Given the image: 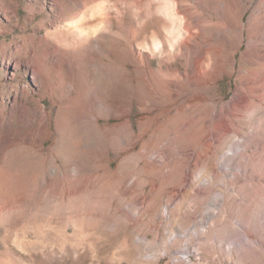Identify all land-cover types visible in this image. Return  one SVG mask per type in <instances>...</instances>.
<instances>
[{
    "label": "rangeland",
    "instance_id": "374dc122",
    "mask_svg": "<svg viewBox=\"0 0 264 264\" xmlns=\"http://www.w3.org/2000/svg\"><path fill=\"white\" fill-rule=\"evenodd\" d=\"M57 12L51 0H0V264H264V0H90ZM145 74L160 90L176 74L205 80L172 104L153 101ZM244 78L238 99L248 102L218 121L217 162L231 160L218 166L217 191L203 196L194 179L174 197L181 163L150 171L141 148H175L179 122L211 103L222 114ZM94 96L105 112L97 126ZM38 100L45 125L32 117ZM195 222L218 233L175 237Z\"/></svg>",
    "mask_w": 264,
    "mask_h": 264
},
{
    "label": "bare ground",
    "instance_id": "6f19581e",
    "mask_svg": "<svg viewBox=\"0 0 264 264\" xmlns=\"http://www.w3.org/2000/svg\"><path fill=\"white\" fill-rule=\"evenodd\" d=\"M51 1H52L54 8L58 11L57 16H61L62 14L66 12V9H69L72 7L74 8L75 6L85 7V5L90 0H51ZM41 3L42 2H39L37 4H41ZM101 21L102 22L99 24V27H100L99 30H102L104 32L105 27L103 26V24H105V22L107 23L108 19H106L105 17H101ZM91 28L93 29L91 30ZM95 28L96 26L90 23V27L88 29L89 33H86L83 37L86 39V41H89L91 39V36L96 34ZM151 34L154 35L153 33ZM247 55H248V52L243 53L242 58L245 59ZM227 61H228L229 66L233 68L235 65L234 56L230 55ZM14 64L16 67H19L21 62L18 60H15ZM25 66L31 69L33 80L38 82L40 79V76L36 68L34 67V65L29 62H26ZM158 80L160 79L150 77L148 74H145L143 76L144 83L151 90V93L153 95L152 96L153 101L162 102L165 99V100H168L170 103L175 104L177 99L179 98V94L186 90L187 85L195 86L196 84H201L202 83L201 80H205V79L201 75L189 77L188 75H185V74H179V75L176 74V75H172L171 78L164 77V79H162V81L159 82L162 86L161 90L155 87V84L158 83ZM250 83L251 81L249 79L244 78L242 80V82L240 83V87L236 88L231 102L224 105V111L222 114H218V112L216 111L215 105L211 103L210 112L207 116L199 112L198 114L194 115V117L192 118L190 122H186V120L179 122L178 126L175 129L176 131L170 134V136H172V138L175 140V146H176L175 148H173L170 144H168L167 139L163 141L164 142L163 145H159L157 148H155V150H151L149 146L145 148L144 147L141 148L140 155L145 158L146 163H148L147 168L150 171L151 170H160L161 172L166 171L170 167L175 165V163H181V172L183 174L182 184L175 190L174 197L180 196L183 189L188 187L194 179L195 181H197V184L200 186L201 190L203 191L201 193L203 196H205L204 192H207V194H212L217 191L213 185L214 183H216L218 179V166L220 167V170H223L222 169L224 168L223 166H226L229 169L230 168L229 162L231 160L229 156H224L222 163L217 162L218 121L220 122L223 114H228V111L231 108H235L238 106L242 107L248 102L249 97L246 98V100L245 99L239 100L238 96L245 89L248 88V85ZM160 91H162L164 94ZM23 93L27 94L28 92L26 89L23 88ZM76 101L79 102L78 104H82L84 101V97L82 95H79ZM92 101L97 102L99 104L100 109H101V114H90L88 119H89V123L93 124L94 126H97L99 117H103L104 116L103 114H105L104 105L103 103L100 102V100L96 98V96L93 97ZM14 102H17L16 98L14 99ZM165 113L166 112H163L162 114H165ZM75 114H76V118L80 122L78 123V128L83 129V124H84L83 120H87L86 119L87 116L83 112V109L81 106L75 109ZM35 115H40L41 117L40 125L46 124L47 118H48L47 112L45 111V108L40 104V100L37 101V108L34 110V114L32 115V117ZM204 117H205L204 129L208 131V134L199 136V134L194 131L193 126L196 124L197 125L200 124V122L203 121ZM105 120L110 122L109 117H105ZM113 126L116 127L119 125L114 124ZM187 133H190L191 135L194 134V135H193V138L186 137V140L189 141V143L187 145H184L183 140ZM256 135H259V133H252V137H255ZM247 141H250V139L247 137H244L241 144H239L240 149L237 152V155L239 157H242L244 155V151H245L244 146ZM261 142L262 141L260 138L255 142L257 151L261 148ZM82 147L87 149L91 147V144H89L87 141H84ZM74 172L76 173L77 169H74ZM134 188H135L134 180H131L130 183L126 182L124 186V195H126L125 193H130V191L133 190ZM142 200L143 199L141 198L139 202L137 201L138 202L137 204H142ZM212 206L214 207L215 210L218 211V199L214 202ZM165 210H166V216L167 218H169L170 209L168 205H165ZM207 217L214 219L216 217V214L210 212L208 213ZM213 232L214 231L212 228L205 229L204 231L199 230L198 223L195 222L193 224L192 229H187L185 233L175 235V237L179 236L182 238H190L194 236L197 238H201V237L209 236ZM214 233H218V231ZM198 249L199 248L195 247V253H197Z\"/></svg>",
    "mask_w": 264,
    "mask_h": 264
}]
</instances>
